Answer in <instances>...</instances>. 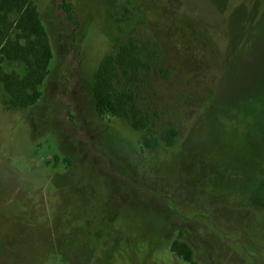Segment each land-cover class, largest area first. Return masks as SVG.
<instances>
[{
    "label": "rangeland",
    "instance_id": "1",
    "mask_svg": "<svg viewBox=\"0 0 264 264\" xmlns=\"http://www.w3.org/2000/svg\"><path fill=\"white\" fill-rule=\"evenodd\" d=\"M33 1L53 58L37 104L0 102V264H190L174 240L264 264V0ZM129 40L171 147L95 113L93 73Z\"/></svg>",
    "mask_w": 264,
    "mask_h": 264
},
{
    "label": "trees",
    "instance_id": "2",
    "mask_svg": "<svg viewBox=\"0 0 264 264\" xmlns=\"http://www.w3.org/2000/svg\"><path fill=\"white\" fill-rule=\"evenodd\" d=\"M60 1L58 10L69 14L73 4ZM71 24L76 39L78 22ZM52 58L49 36L35 2L0 0V102L5 110H21L39 102ZM148 68L136 40L121 44L114 54L104 55L92 76L94 110L100 119L110 115L127 122L140 134L141 145L146 149H158L163 144L171 147L178 136L177 129L170 125L158 132L131 88ZM170 250L184 261L198 264L188 243L174 240Z\"/></svg>",
    "mask_w": 264,
    "mask_h": 264
}]
</instances>
